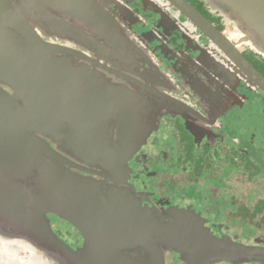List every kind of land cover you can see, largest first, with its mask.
Segmentation results:
<instances>
[{
    "label": "flooded vegetation",
    "instance_id": "obj_1",
    "mask_svg": "<svg viewBox=\"0 0 264 264\" xmlns=\"http://www.w3.org/2000/svg\"><path fill=\"white\" fill-rule=\"evenodd\" d=\"M88 6L97 8L96 16L107 15L112 25L84 47L70 35L68 42H59L80 52L91 48L93 56L77 59L80 66L74 70L53 67V60L46 59L44 73L21 75L32 83L21 85L26 90L18 110L46 118L54 112L59 120L24 123L68 132L75 126L76 142L82 144L124 142L116 130L103 139L92 128L150 132L120 172L115 164L125 156L79 150L70 162L83 170L68 171L101 184L102 194L78 186L76 195L74 190L61 195L60 214L50 211L45 220L29 219V225L0 232V264H125V253L148 259V245L125 250L120 206L125 204L110 190L124 188L125 180L143 206L161 219H175L171 226L182 225L183 234L202 228L208 238L264 256V31L260 43L251 35L246 40L241 26L206 0H46L41 14L68 15ZM33 31L57 30L49 20ZM49 92L53 100H46ZM71 98L80 103L74 107L75 123L60 111ZM130 114L137 120L131 126ZM96 173H108V178ZM44 221L58 244L44 236ZM87 247L90 260L76 257ZM159 248L164 264H185L169 244ZM240 261L216 264H264Z\"/></svg>",
    "mask_w": 264,
    "mask_h": 264
},
{
    "label": "water",
    "instance_id": "obj_2",
    "mask_svg": "<svg viewBox=\"0 0 264 264\" xmlns=\"http://www.w3.org/2000/svg\"><path fill=\"white\" fill-rule=\"evenodd\" d=\"M45 1L0 0V232L3 234L14 227L29 225L33 221L26 223L29 219L45 220L47 212L60 214V209L63 208L60 204L61 195L73 190L76 195L79 192L78 186L93 188L98 190V194H102L101 184L68 171L69 168L83 170L70 162V158L79 154V150L83 154L94 155L107 151L106 153L112 156H125L123 161L114 160V163L117 162L115 167L117 166L120 172L121 164L126 163V158L142 144L150 132L136 127L112 129L108 132L105 128H92L91 131L100 133L103 139L109 138L111 132L116 130L115 134L119 139H124V142L110 145L100 144V141L96 144H82L76 142L75 134L78 129L74 128L75 126H70L72 132H68V129L64 131L63 128H32L24 123L43 120L54 123L59 120L54 119L57 117H54V112H50L46 118L35 112L18 110L19 102L22 101L20 98L24 97L22 93L26 90V87L21 85L32 83L22 79L21 75L44 73L46 59L53 60V67L64 66L74 70L80 66L77 59L93 56L91 48L86 46L85 52H80L73 47H63L59 42H68L67 37L70 35L72 41H77L78 45L84 47V44L88 45L95 40L96 32L100 33L105 27L112 25L107 15L100 12L101 16H96L99 11L91 6L77 8L68 15L45 17L41 14ZM206 2L213 10L232 17L241 26L242 33L247 34L246 40L249 39L248 35H251L253 40L261 42L258 35L264 31V0ZM187 7L188 12L196 16L197 12L190 6ZM49 20L57 30L55 33L33 31V26L44 28ZM61 28L67 32L66 35L60 34ZM42 34L54 37L53 41L42 39ZM53 83L54 81H49V84ZM5 88L12 93L5 92ZM55 95L56 98L59 97L57 93ZM46 96V100H53L51 92ZM71 100L69 104L61 103L60 109L63 105L65 108L60 111L65 118H71L69 123H75L78 120L72 119L75 115L73 111L80 103H75L72 98ZM135 121V116L130 114V126L134 125ZM114 172L111 174L116 177L118 173L116 170ZM96 174L100 178H108V173ZM107 184L109 185L108 181ZM65 187L67 189L62 191ZM110 190L112 193L108 194L111 193L113 199L116 198V201L125 204L124 207L122 203L120 205L121 209H124L125 250H138L137 247L148 245L144 246L149 252L148 259L147 256L141 257L139 253H125V264H164L160 244H169V248L178 252L185 264H216L225 260L264 262L260 250L242 248L233 243L208 238L202 228H194L193 234H183L182 225L171 226L175 219H161L156 211L143 206L142 200L133 188L127 185L126 180L124 188ZM51 202L54 207L51 205L52 208H49L46 204ZM40 227L50 243L54 241L58 244L59 240L51 234V229L45 221L41 222ZM59 245L61 249L70 250L63 243ZM89 250L90 247H87L75 255L90 260Z\"/></svg>",
    "mask_w": 264,
    "mask_h": 264
}]
</instances>
